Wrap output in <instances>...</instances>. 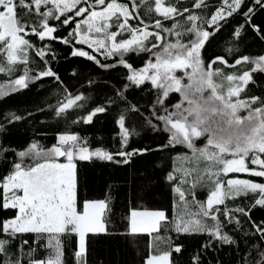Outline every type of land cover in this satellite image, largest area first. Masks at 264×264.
<instances>
[{
	"label": "snow or ice",
	"instance_id": "1",
	"mask_svg": "<svg viewBox=\"0 0 264 264\" xmlns=\"http://www.w3.org/2000/svg\"><path fill=\"white\" fill-rule=\"evenodd\" d=\"M243 3L244 0H222L206 20L195 10L208 8L207 0H0V74L22 72L18 78L0 83V98L45 77L59 80L50 67L31 74L27 65L29 52L35 46L28 36L35 35L40 41L60 39L64 44H73L74 40L105 59L118 55L119 63L130 72L129 81L137 86L149 82L157 90L147 120L154 130L170 134L161 149L179 145L188 150L173 158L176 166L166 177L174 183L177 194L174 215L169 218L164 210L131 208L127 216L130 234H151L165 227L176 233H208L225 244H234L236 241L223 231L225 224L240 225V217H247L264 241V222L256 224L250 216L251 208L264 207V183L238 177L223 179L230 173L264 178V99L240 98L247 85L255 83L252 72H264V56H243L232 64L224 57L207 63L202 57L210 35L203 25L207 23L218 31L219 22L237 13ZM254 5L264 7V0H254ZM254 12L255 7H249L243 15L250 21ZM169 20L173 23L166 26ZM50 21H59V25L53 26ZM67 25H74L68 37L54 35L58 27ZM235 34L239 36L240 29ZM172 36L175 42L167 39ZM129 53H149L150 58L137 69L124 59ZM47 54L44 47L35 50L41 59ZM73 55L100 64L88 51L74 48ZM217 63L228 67L251 63L254 68L239 75L225 74L221 68L213 67ZM171 93H178L180 98L169 107L165 101ZM118 95L125 99L123 92ZM84 99L82 95H65L55 106V114L66 116L69 110L83 107L78 102ZM104 111L105 106L96 107L81 120L91 123L97 113ZM127 111L139 109L130 105ZM4 119L12 123L24 117L10 112ZM125 120L121 114L118 123L122 147L130 135ZM4 130L0 123V132ZM201 139L205 141L202 147L197 145ZM7 151L0 145V162H4ZM145 151L149 149L115 154L101 149L89 151L81 137L65 132L50 148L32 142L26 150L15 153L18 159L11 162L7 175L0 176V210L11 213L7 218L0 216V264H65V240L73 235L78 237L76 264H87L86 237L107 231L110 220L106 213L110 209L107 200L78 199L74 161L93 157L111 161L119 155L127 163L128 158ZM60 157L66 162H59ZM197 188L207 190L204 200L196 199ZM250 195L252 203L246 207L227 204ZM209 220L213 223L209 224ZM173 251L180 252V246L150 255L146 264H172ZM242 260L243 264H264V244L253 245Z\"/></svg>",
	"mask_w": 264,
	"mask_h": 264
},
{
	"label": "trees",
	"instance_id": "2",
	"mask_svg": "<svg viewBox=\"0 0 264 264\" xmlns=\"http://www.w3.org/2000/svg\"><path fill=\"white\" fill-rule=\"evenodd\" d=\"M207 2L210 5L208 8L195 10L197 14L204 15L206 20L210 19L222 0H207ZM249 7H255L250 21L243 15ZM153 16L158 18L156 14ZM180 19L183 21V17ZM130 23L135 22L130 21ZM172 23L171 20L165 21L166 26H171ZM219 23L221 27L218 31L207 23L203 25L210 33L202 49V57L206 63L216 57H224L229 64H232L243 56L255 59L264 55V7L254 5V0H244L237 13ZM50 24L56 26L59 25V21H50ZM73 27L74 25L60 26L54 35L58 38L68 37ZM237 29H240L239 36L235 34ZM26 38L35 46L29 52L30 60L27 65L32 70L31 74L36 75L39 71L50 67L59 80L45 77L29 83L25 89L10 92L0 98V123H3L5 128L0 132V145L9 149L4 153V162H0V176L7 175L11 162L18 159L15 153L26 150L32 142H39L45 148H50L57 143L58 136L65 132L81 137L89 151L101 149L115 154L120 151L149 149L142 154L131 156L127 163L124 162L125 157L119 155H114L111 161L96 157L85 161L78 159L74 161L78 199L81 202L107 200L110 209L106 213L110 220L107 231L90 233L86 237L87 264H146L150 255L160 254L175 246H180L181 251L172 252V264H243L242 258L248 254L253 245L264 244L253 224L247 222V217H240V225L225 224L223 231L236 241L234 244H225L208 233H176L165 227L151 234H130L127 216L131 208L164 210L169 218L174 215L173 205L177 194L173 190L174 183L168 181L166 177L176 166L173 158L178 153L188 151L179 145L175 148L161 149L160 146L167 144L170 134L163 130H154L148 124L147 118L151 117L157 90L153 89L149 82L137 86L129 81L127 77L130 72L119 63L118 55L105 59L101 53L94 52L87 45L75 44L74 40L73 44H64L60 39L46 38L40 41L35 35ZM167 39L175 42L176 38L172 36ZM40 47H44L48 52L43 59L35 55L36 48ZM74 48L94 54L100 64L86 57L73 55ZM149 58V53H129L124 57L137 69L143 67ZM101 64L115 66L102 68ZM213 67L221 68L225 74L239 75L245 70H251L254 65L244 63L236 67H228L217 63ZM21 74L20 71L12 76L0 74V83L6 84ZM252 78L255 83L250 82L240 98L259 96L264 99V72H252ZM120 92H123L124 100L120 99L118 95ZM67 94L82 95L85 99L78 103L83 107L69 110L66 116H57L55 106L63 101ZM179 98L178 93H171L165 104L171 107ZM130 105H135L139 112L127 111ZM99 106H105L106 111L97 113L91 123H84L81 120V117L87 116ZM156 110L159 111V106H156ZM10 112L23 116L24 119L7 123L4 117ZM121 114L125 115V126L130 132L125 147H122L121 129L118 123ZM73 120L80 122L72 123ZM153 123L156 121L153 120ZM204 143L203 139L197 141L200 147ZM234 175L264 182V178L251 177L243 173H230L227 177ZM206 195V189L197 188L196 199L204 200ZM251 203V195L227 201L228 206L233 208L246 207ZM10 215V211L0 210V216L7 218ZM236 215L239 216V213ZM250 216L256 224H261L264 222V207L251 208ZM221 220H224V217H221ZM208 223L213 222L209 220ZM77 248L76 236L66 238L65 264H76L74 252Z\"/></svg>",
	"mask_w": 264,
	"mask_h": 264
},
{
	"label": "rangeland",
	"instance_id": "3",
	"mask_svg": "<svg viewBox=\"0 0 264 264\" xmlns=\"http://www.w3.org/2000/svg\"><path fill=\"white\" fill-rule=\"evenodd\" d=\"M264 56V55H263ZM63 158V157H62ZM59 162L63 163V162H66L65 159L63 158L62 160L59 159ZM231 174H234V173H231ZM241 178V179H250V178H247V177H244V176H229V177H226L225 179H228V178ZM264 183V182H263ZM206 198V197H205ZM130 229V228H129ZM78 238V237H77Z\"/></svg>",
	"mask_w": 264,
	"mask_h": 264
}]
</instances>
